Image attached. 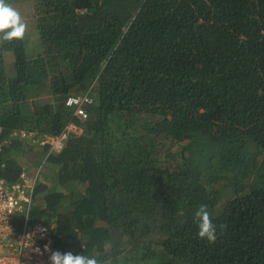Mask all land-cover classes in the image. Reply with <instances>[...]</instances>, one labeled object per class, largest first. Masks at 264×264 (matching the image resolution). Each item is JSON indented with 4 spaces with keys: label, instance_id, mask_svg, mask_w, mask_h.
<instances>
[{
    "label": "trees",
    "instance_id": "trees-1",
    "mask_svg": "<svg viewBox=\"0 0 264 264\" xmlns=\"http://www.w3.org/2000/svg\"><path fill=\"white\" fill-rule=\"evenodd\" d=\"M14 1L41 50L0 39L2 137L34 133L3 146L0 177L44 161L30 220L101 264H264V0ZM71 121L61 150L40 144Z\"/></svg>",
    "mask_w": 264,
    "mask_h": 264
},
{
    "label": "built area",
    "instance_id": "built-area-1",
    "mask_svg": "<svg viewBox=\"0 0 264 264\" xmlns=\"http://www.w3.org/2000/svg\"><path fill=\"white\" fill-rule=\"evenodd\" d=\"M86 99V96L71 94L65 101L82 120L87 117L84 107ZM79 129L81 132V127L71 121L60 135L39 136L40 144H48L49 152L59 151L70 132H78ZM2 133L3 127L0 125V151L11 139L22 141L30 139L34 134L22 128L12 130L8 137H2ZM43 168L44 161L26 164L18 179L10 181L0 177V264H49L50 253L44 250L46 245L52 251L62 252L61 248L56 247L53 222H32L29 217L35 187L42 179ZM18 215L24 216L20 228L16 224Z\"/></svg>",
    "mask_w": 264,
    "mask_h": 264
},
{
    "label": "clouds",
    "instance_id": "clouds-1",
    "mask_svg": "<svg viewBox=\"0 0 264 264\" xmlns=\"http://www.w3.org/2000/svg\"><path fill=\"white\" fill-rule=\"evenodd\" d=\"M27 30V24L21 15L11 6L0 0V39L3 41L23 40ZM194 219L198 225V236L214 243L217 239V227L213 223L207 205L201 204L195 212ZM49 252V264H101L96 257L87 255H74L71 252L62 253L58 250L52 251L46 245Z\"/></svg>",
    "mask_w": 264,
    "mask_h": 264
},
{
    "label": "rangeland",
    "instance_id": "rangeland-1",
    "mask_svg": "<svg viewBox=\"0 0 264 264\" xmlns=\"http://www.w3.org/2000/svg\"><path fill=\"white\" fill-rule=\"evenodd\" d=\"M5 3L11 6L12 8H14L16 11H18L23 21L27 24V30L24 37L27 53L29 55H36L41 50V41L38 33L37 21L34 14L32 13V10L28 8L27 4L21 5L20 2L14 1L12 3L9 2H5ZM18 4L21 6H18ZM78 132H80V129ZM30 153H32L31 149L26 152V155L28 156ZM30 162L31 161H27V163H29L27 165H31L32 163ZM44 174H45V164L43 168V175Z\"/></svg>",
    "mask_w": 264,
    "mask_h": 264
}]
</instances>
